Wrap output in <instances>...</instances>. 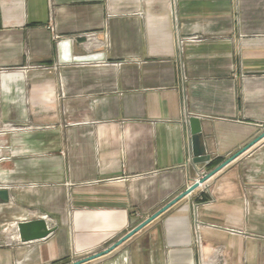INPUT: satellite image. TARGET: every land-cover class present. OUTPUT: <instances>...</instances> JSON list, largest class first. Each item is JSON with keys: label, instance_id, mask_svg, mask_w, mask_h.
Wrapping results in <instances>:
<instances>
[{"label": "crops", "instance_id": "1", "mask_svg": "<svg viewBox=\"0 0 264 264\" xmlns=\"http://www.w3.org/2000/svg\"><path fill=\"white\" fill-rule=\"evenodd\" d=\"M67 38L105 59L60 64ZM190 116L208 164L264 130V0H0V264L99 252L185 190ZM99 263L264 264V138Z\"/></svg>", "mask_w": 264, "mask_h": 264}, {"label": "water", "instance_id": "2", "mask_svg": "<svg viewBox=\"0 0 264 264\" xmlns=\"http://www.w3.org/2000/svg\"><path fill=\"white\" fill-rule=\"evenodd\" d=\"M57 59L60 64L64 63H78V62H93L94 60H103L105 59L102 54L93 53V54H72V41L71 39H61L57 43ZM202 119L199 116H190L188 118V126L190 128V143H191V155L193 157V162L196 164L206 165L209 162L210 157L206 153V148L202 142V128H201ZM264 138V130L251 139L248 143L242 146V148L233 152L217 165L213 166L212 169L208 170L205 174L200 176L198 179L193 181L191 184L187 185L185 190L179 192L177 195L172 197L166 204L158 208L154 213L147 216L142 222L138 223L134 227L127 230L126 234L118 238L111 245L105 249L99 250L89 255L84 256L83 258L70 261L67 264H89L93 261L99 259L102 255H105L112 251L116 246L126 241L130 236L135 234L137 231L142 229L143 226L147 225L154 219L156 216L169 209L177 201L183 199L186 195L198 188V186L217 173L219 170L228 165L229 162L239 157L244 151L248 150L254 146L257 142ZM0 199L3 201H8L9 192L7 190L0 188ZM53 228H50L44 219L39 218L35 220H25V222H20L17 225L18 236L22 241H34L44 239L53 232ZM100 264V263H99Z\"/></svg>", "mask_w": 264, "mask_h": 264}, {"label": "trees", "instance_id": "3", "mask_svg": "<svg viewBox=\"0 0 264 264\" xmlns=\"http://www.w3.org/2000/svg\"><path fill=\"white\" fill-rule=\"evenodd\" d=\"M221 160L220 159H214L212 162H210L207 166L209 169L213 168L216 164H218Z\"/></svg>", "mask_w": 264, "mask_h": 264}, {"label": "built area", "instance_id": "4", "mask_svg": "<svg viewBox=\"0 0 264 264\" xmlns=\"http://www.w3.org/2000/svg\"><path fill=\"white\" fill-rule=\"evenodd\" d=\"M173 1H175V0H173ZM4 128L16 129V128H14L13 125H11L10 123H7V124L5 125ZM17 129H18V128H17ZM0 132H3V129H2ZM203 174H204V173H203ZM203 174H202V175H203Z\"/></svg>", "mask_w": 264, "mask_h": 264}, {"label": "rangeland", "instance_id": "5", "mask_svg": "<svg viewBox=\"0 0 264 264\" xmlns=\"http://www.w3.org/2000/svg\"><path fill=\"white\" fill-rule=\"evenodd\" d=\"M13 127L16 128V129H17V128L20 129V127H17V126H14V125H13ZM207 171H208V170H207ZM207 171H206V172H207ZM204 174H205V173H204ZM50 264H57V262H55V263H50Z\"/></svg>", "mask_w": 264, "mask_h": 264}]
</instances>
